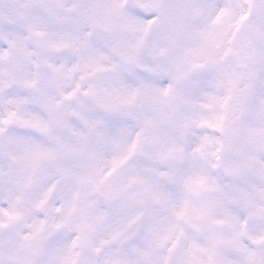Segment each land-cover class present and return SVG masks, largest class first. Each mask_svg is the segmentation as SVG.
Returning <instances> with one entry per match:
<instances>
[{
    "label": "clouds",
    "instance_id": "1",
    "mask_svg": "<svg viewBox=\"0 0 264 264\" xmlns=\"http://www.w3.org/2000/svg\"><path fill=\"white\" fill-rule=\"evenodd\" d=\"M0 264H264V0H0Z\"/></svg>",
    "mask_w": 264,
    "mask_h": 264
}]
</instances>
